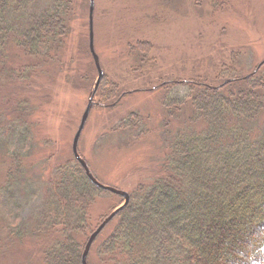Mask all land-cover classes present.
<instances>
[{
  "label": "rangeland",
  "instance_id": "obj_1",
  "mask_svg": "<svg viewBox=\"0 0 264 264\" xmlns=\"http://www.w3.org/2000/svg\"><path fill=\"white\" fill-rule=\"evenodd\" d=\"M50 1L35 5L41 9ZM89 2L64 0V35L50 55L46 50L48 60L27 58L12 43L5 48L0 264H45L50 242L42 240L41 228L31 232L32 217L52 173L74 161L71 142L96 79L88 49ZM91 18L103 77L77 154L103 186L129 195L151 183L171 141L184 130L204 129L200 119L190 122L196 116L188 101L169 104L181 103L186 89L171 92L167 86L198 83L227 92L248 85L238 80L249 75L263 84L258 92L264 102V63L258 67L264 60V0H93ZM263 122L260 117L252 131L258 133ZM14 161L18 182L6 179ZM121 203L114 194L97 193L88 203L87 228L92 231ZM114 226L113 218L97 235L88 264H103L102 242Z\"/></svg>",
  "mask_w": 264,
  "mask_h": 264
},
{
  "label": "trees",
  "instance_id": "obj_2",
  "mask_svg": "<svg viewBox=\"0 0 264 264\" xmlns=\"http://www.w3.org/2000/svg\"><path fill=\"white\" fill-rule=\"evenodd\" d=\"M36 1L0 0V66L8 43L27 58L48 60L46 50L50 55L64 35V0L41 9ZM251 79L227 92L198 83L167 86L186 89L181 103L169 104L188 101L197 117L190 122L200 119L204 129L172 140L159 175L129 194L102 242L103 264H264V122L252 131L264 120L263 84ZM15 162L6 179L18 182ZM52 174L31 232L41 228L50 242L45 264H81L85 242L101 223L87 228L88 203L101 190L75 160Z\"/></svg>",
  "mask_w": 264,
  "mask_h": 264
},
{
  "label": "water",
  "instance_id": "obj_3",
  "mask_svg": "<svg viewBox=\"0 0 264 264\" xmlns=\"http://www.w3.org/2000/svg\"><path fill=\"white\" fill-rule=\"evenodd\" d=\"M92 9H93V0H90L89 2V37H88V49L90 52V55L92 57V60L94 62V66H95V70H96V79L95 82L93 84V88L88 96V100H87V104L86 107L81 115L79 124L77 126L76 132L73 136L72 142H71V152L73 155L74 160L80 165V167L82 168L86 178L88 179V181L97 189L104 191V192H108L111 194H114L118 197H120L123 200V203L118 206L117 208H115L111 213H109L102 221L101 223L97 226V228L89 235V237L87 238L82 254H81V264H87L86 260H87V255L88 252L90 250V247L93 243V241L95 240V238L97 237V235L105 228V226L127 205L128 201H129V195L125 192H121L119 190L110 188V187H106L103 186L101 184H99L94 177L91 175V173L89 172L85 162L79 157V155L77 154V144H78V140L80 137V134L82 132V129L85 125V122L88 118L89 112L91 110V107L93 106V102L92 99L94 97V94L99 86V83L103 77V72L100 68L99 62H98V58L94 53L93 50V36H92ZM264 63V60L258 65V67L260 65H262ZM257 71V70H256Z\"/></svg>",
  "mask_w": 264,
  "mask_h": 264
}]
</instances>
